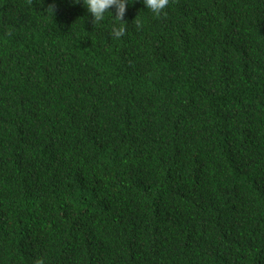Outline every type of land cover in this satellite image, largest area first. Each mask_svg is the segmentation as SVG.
Here are the masks:
<instances>
[{
  "label": "trees",
  "instance_id": "obj_1",
  "mask_svg": "<svg viewBox=\"0 0 264 264\" xmlns=\"http://www.w3.org/2000/svg\"><path fill=\"white\" fill-rule=\"evenodd\" d=\"M124 19L0 0V264H264V0Z\"/></svg>",
  "mask_w": 264,
  "mask_h": 264
},
{
  "label": "clouds",
  "instance_id": "obj_2",
  "mask_svg": "<svg viewBox=\"0 0 264 264\" xmlns=\"http://www.w3.org/2000/svg\"><path fill=\"white\" fill-rule=\"evenodd\" d=\"M74 4H78L81 0H72ZM135 0H83V5L87 12L91 14L92 23L96 26L105 20L106 14L110 15V31L112 38L117 39L122 37L126 30L125 13L128 7ZM169 0H143L146 9L154 15H160L164 12ZM53 9V6H50ZM139 25L140 21H135ZM34 264H45L43 258H37Z\"/></svg>",
  "mask_w": 264,
  "mask_h": 264
}]
</instances>
